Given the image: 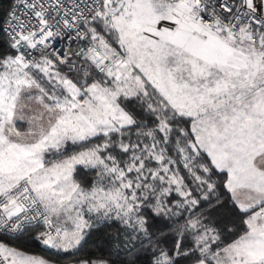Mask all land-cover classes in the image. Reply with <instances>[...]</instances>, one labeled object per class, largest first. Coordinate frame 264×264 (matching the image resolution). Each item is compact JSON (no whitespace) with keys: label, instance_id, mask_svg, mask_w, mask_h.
Segmentation results:
<instances>
[{"label":"snow or ice","instance_id":"obj_1","mask_svg":"<svg viewBox=\"0 0 264 264\" xmlns=\"http://www.w3.org/2000/svg\"><path fill=\"white\" fill-rule=\"evenodd\" d=\"M65 261L264 264V0L0 5V264Z\"/></svg>","mask_w":264,"mask_h":264},{"label":"trees","instance_id":"obj_2","mask_svg":"<svg viewBox=\"0 0 264 264\" xmlns=\"http://www.w3.org/2000/svg\"><path fill=\"white\" fill-rule=\"evenodd\" d=\"M7 2L8 0H0V5H3V6H7ZM102 240V237H97V238H94L93 241H90L89 242V245H88V250H93L94 249V246H95V243H100ZM71 259V257L69 258V260ZM68 261H65V263H67Z\"/></svg>","mask_w":264,"mask_h":264},{"label":"rangeland","instance_id":"obj_3","mask_svg":"<svg viewBox=\"0 0 264 264\" xmlns=\"http://www.w3.org/2000/svg\"><path fill=\"white\" fill-rule=\"evenodd\" d=\"M65 264H68V262H67V263H65Z\"/></svg>","mask_w":264,"mask_h":264}]
</instances>
